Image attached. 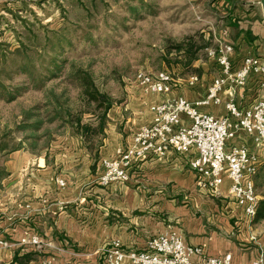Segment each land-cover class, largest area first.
Segmentation results:
<instances>
[{
	"label": "crops",
	"instance_id": "obj_1",
	"mask_svg": "<svg viewBox=\"0 0 264 264\" xmlns=\"http://www.w3.org/2000/svg\"><path fill=\"white\" fill-rule=\"evenodd\" d=\"M248 2L255 4L254 1ZM217 7L219 11L224 10L228 17L238 12L228 0H222ZM250 8L245 9L242 22L234 26V35L231 26L226 28L230 35L227 44L232 48L230 61L233 72L239 70L247 57H256L264 62V18L253 13V6ZM197 63L203 73L198 77L195 88L187 90L180 87L160 96L133 92V95L129 94L128 106L123 110L127 113L126 119L117 109L110 110L106 140L99 158H115L117 152L130 143L134 131L150 123L149 105L179 98L190 103L203 100L208 87L220 73L211 77L208 64ZM260 100L264 101V75H252L243 87H237L232 92L227 86L224 87L219 94L218 104L199 110L222 118L226 115L225 105L230 101L240 110H245ZM182 120L187 123L184 116ZM122 124L123 128L117 131L116 127ZM70 141L71 144L75 141L78 151L69 147L67 142V149L49 158L16 152L5 162L7 176L0 183V264H17L14 262L16 256L30 252H38L45 257L38 256L28 264H40L50 258H53L52 264H85L87 257L94 259L96 251L111 240L120 241L123 247L130 250L142 249L145 241L137 245L139 241L135 234L128 232L125 225L115 219L113 212L120 211L119 208H132L129 202L124 204L121 201L128 193L135 198V189L143 191V197L139 199L142 205H145L144 195L148 189H154L153 193L159 194L161 198L158 199L163 200L160 206L167 218L153 223L157 230L150 228L152 233L176 230L187 246L203 247L204 255L208 257L229 254L231 264H251L259 256L261 246L250 242V227L229 197L228 181H224L221 195L215 200L209 196L203 200L197 193L195 176L188 167V162L195 156L194 152L182 157L170 154L158 160L139 163L129 171L126 183L107 189L98 186L91 189L88 183L90 180L95 182L99 173L90 175L91 160L81 141L77 137ZM231 144L245 146L258 157L259 165L254 177L257 192V179L264 169V147L256 145L253 137L244 133L229 141L227 147ZM59 179L65 181V187H58ZM187 193L190 199L177 206L175 202L178 197ZM130 218L128 222L132 223L134 220ZM25 234L38 235L45 245L41 249L20 246L19 241Z\"/></svg>",
	"mask_w": 264,
	"mask_h": 264
},
{
	"label": "rangeland",
	"instance_id": "obj_2",
	"mask_svg": "<svg viewBox=\"0 0 264 264\" xmlns=\"http://www.w3.org/2000/svg\"><path fill=\"white\" fill-rule=\"evenodd\" d=\"M250 1H254L255 4L251 5L248 0H234L238 12L228 17L224 10L219 11L218 7L211 5L209 0H143L144 5L147 6L145 10L140 8L136 0H95V2L92 0H0V50L6 52L4 58L0 57V83L5 87V92L0 95V168L5 170V162L16 152L32 154L28 151L32 150L36 156L45 155L49 158L67 149V142L74 151L79 150L75 148L76 136L57 128L59 120L52 124L47 122V115L52 105L57 110L77 109L80 105L79 89L69 76L71 65L88 71L95 85L114 99L115 104L111 110L117 109L126 119L128 116L123 110L128 106L129 94L140 92L134 84L135 75L139 71L151 74L166 72L173 79L181 81L190 76H197L174 64L172 57H168L167 60L164 58L163 47L167 39L179 41L187 35L197 33L204 35L205 39L211 36L210 46L200 54L198 61L208 64V74H211V77L217 76L220 71L208 51L215 50L219 43L230 41L226 28L231 26L234 35L236 31L234 26L244 19L245 9L253 6V13L262 16L261 8L257 5L259 0ZM129 6L136 9L138 12L136 16H132L129 12ZM59 36L62 37V41L69 40V46L63 55V58L68 60V64L60 68L61 71L55 79L43 83L38 82L37 79L32 84L27 77L17 72L20 65L18 58L26 55L29 59H37V62H34L36 75H46L40 70L43 66L39 65L51 61L53 53H50V40ZM54 56L59 58L58 54ZM197 62L192 67L199 68ZM183 87L185 86L181 88ZM14 89H18V94H15ZM26 114L38 117L36 119L42 123L39 132L33 134L29 128L22 129ZM89 118L87 115L84 116L85 121ZM34 120L30 118L28 123ZM108 124L109 116L104 131L105 136L95 162L92 161L94 153L87 151L82 144L91 160L89 169L91 176L99 173L103 160L112 159L99 158V152L106 140ZM123 125H118L116 130L119 131ZM36 135L46 136L37 140L36 147L31 149L33 139L28 137ZM237 135L229 141H234ZM70 139L74 144H71ZM18 146L21 149L14 150ZM89 186L91 189L98 186L96 180L95 182L90 180ZM153 190L146 191L145 205L139 203L143 191L138 192L135 189V198H131L128 193L125 200L121 201L124 204L129 202L132 208L113 210L116 214L115 219L125 225L128 232L135 234L139 241L137 245H142L146 239L154 236L152 234H160L158 231L152 233L150 228L157 230L156 222H162L167 218V214L160 206L163 200L158 199L161 197L153 193ZM197 193L203 200L208 197L200 194L198 190ZM256 194L259 200L263 199L264 169L257 179ZM189 195L187 193L183 197H178L176 205L179 206L183 201L187 202L190 199ZM129 217L134 220L132 223L128 222ZM153 223L155 224L152 225ZM250 230L256 234L255 243L261 246L264 257V219L252 222ZM113 241L117 240L108 241L104 245ZM34 256L45 257L38 252H34ZM49 260L53 261V258ZM85 264L100 263L95 256L94 259L87 257Z\"/></svg>",
	"mask_w": 264,
	"mask_h": 264
},
{
	"label": "built area",
	"instance_id": "obj_3",
	"mask_svg": "<svg viewBox=\"0 0 264 264\" xmlns=\"http://www.w3.org/2000/svg\"><path fill=\"white\" fill-rule=\"evenodd\" d=\"M231 52L232 48L227 43H219L215 50L208 51L220 76L212 81L203 100L190 103L179 98L148 106L152 117L150 123L136 129L130 143L118 151L115 158L101 162L96 179L99 187L126 183L129 171L139 163L158 160L170 154L182 157L194 152L195 156L188 162V167L195 176L198 191L211 198H219L220 189L227 180L230 199L251 226L259 202L254 184L259 159L245 146L228 148L227 142L236 134L244 133L253 137L256 145L264 147V101H257L245 110H240L230 101L225 105L226 115L222 118L199 110L218 104L219 94L224 87L227 86L232 92L237 87H243L250 76L264 75V62L256 57L244 58L239 70L233 72ZM198 81L197 76L181 81L173 79L166 72L151 74L139 71L134 84L142 95L160 96L182 86L193 89ZM182 116L186 118V124ZM57 185L65 187L62 180L57 181ZM249 240L256 242L254 232H251ZM19 245L41 249L45 243L38 235L25 234ZM95 256L100 264H231L229 254L205 256L203 247L187 246L180 232L172 229L146 239L142 249H126L120 242L113 241L96 251ZM40 264H52V261L45 260ZM251 264H264L261 249Z\"/></svg>",
	"mask_w": 264,
	"mask_h": 264
},
{
	"label": "trees",
	"instance_id": "obj_4",
	"mask_svg": "<svg viewBox=\"0 0 264 264\" xmlns=\"http://www.w3.org/2000/svg\"><path fill=\"white\" fill-rule=\"evenodd\" d=\"M140 8L144 10L147 8L144 5L143 0H136ZM222 0H209L211 5L218 6ZM231 4H235L234 0H228ZM95 2V0H92ZM129 12L132 16H136L138 12L136 9L129 6ZM211 36L208 39L204 38L202 34L187 35L179 41H173L167 39L163 47V56L167 60L168 57L174 59V64L181 66L184 70H189L192 73L197 74L198 77L202 74V69L192 67L195 62L199 60L200 54L210 46ZM69 41V40H68ZM67 40L62 41V37H55L50 40V53H53L51 61L48 64H40L43 66L40 68L44 71L46 75H36L35 63L37 59H29L26 55L20 56L18 62L20 63L17 68V72L28 78V80L34 84L37 79L38 82H45L55 79L60 73V68H64L68 64V60L63 58L66 49L69 46ZM49 42V41H48ZM12 55L14 53H11ZM55 54L59 55L54 56ZM6 56L5 51L0 50V57L4 58ZM69 76L71 80L74 81L76 87L79 89L80 105L79 107L73 109H61L57 110L52 104V109L47 115V122L52 124L59 120L58 129H64L79 138L82 144L85 145L87 151L94 153L92 161L95 162L98 158V151L102 145V139L104 138V131L108 123V113L114 106L115 102L112 97H110L106 92L100 90L96 85L91 76V74L77 67L76 65H71V70L69 71ZM41 86V85H38ZM5 87L0 83V95L3 94ZM15 94H18V89H14ZM10 94V93H9ZM11 96V95H9ZM14 97H11L13 99ZM87 115L90 118L85 121L84 116ZM25 121H23L22 129H31L32 133L35 134L41 130L42 123L36 119V115L26 114ZM30 118L35 119L31 123H28ZM46 135L42 136H29L28 139H33L31 149L36 147V141L41 140ZM21 147H16L14 150H19ZM28 150V149H24ZM31 151L33 154L32 150ZM35 154V153H34ZM7 176L5 171L0 168V181L2 178ZM264 219V198L259 200L258 207L256 211L255 218L253 222H257ZM37 256H34L33 252L25 253L21 256H16L14 262L17 264H28L35 261Z\"/></svg>",
	"mask_w": 264,
	"mask_h": 264
},
{
	"label": "water",
	"instance_id": "obj_5",
	"mask_svg": "<svg viewBox=\"0 0 264 264\" xmlns=\"http://www.w3.org/2000/svg\"><path fill=\"white\" fill-rule=\"evenodd\" d=\"M257 5L260 6V8H261V13H262V16H263V18H264V0H259V1L257 2Z\"/></svg>",
	"mask_w": 264,
	"mask_h": 264
}]
</instances>
